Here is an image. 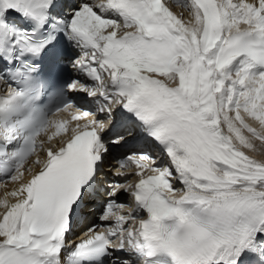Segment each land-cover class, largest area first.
<instances>
[{"label": "snow or ice", "instance_id": "obj_1", "mask_svg": "<svg viewBox=\"0 0 264 264\" xmlns=\"http://www.w3.org/2000/svg\"><path fill=\"white\" fill-rule=\"evenodd\" d=\"M171 3L189 18L168 0H0V264H264V161L244 151L264 143V0ZM126 133L143 147L116 173L136 181L108 186L114 224L68 251Z\"/></svg>", "mask_w": 264, "mask_h": 264}, {"label": "bare ground", "instance_id": "obj_2", "mask_svg": "<svg viewBox=\"0 0 264 264\" xmlns=\"http://www.w3.org/2000/svg\"><path fill=\"white\" fill-rule=\"evenodd\" d=\"M168 2H169V6L172 8V10L177 15H180L181 13H183L185 19H188L189 18L188 13L184 9L176 6L175 4H172L171 3V0H168ZM175 6H176V8H175ZM242 27H246V26L242 25ZM246 135H247V133H246ZM253 144H254V149H244V151L247 154L251 155L254 159L264 161V143H262L259 140H254L253 141ZM112 154H117V151H112L111 154L107 157L106 162H105L106 165H109L110 162H112V161L115 160V159H112V157H111ZM134 167H135L134 165H129V167L127 169H122L121 171H123V172L131 171V170H134ZM106 175L109 176V173L106 172ZM10 188H11V185H9V189ZM0 192H2V189H0ZM94 214H95V212H91L90 214L81 217L79 220H83L86 217H92L93 218L94 217ZM79 225L77 223V226L73 229V231L69 235H71L72 233L73 234L76 233V231L78 230L77 228H78ZM71 238H72V236H71ZM71 246H72V244L70 245V247Z\"/></svg>", "mask_w": 264, "mask_h": 264}]
</instances>
